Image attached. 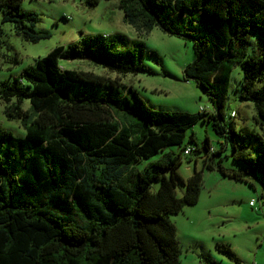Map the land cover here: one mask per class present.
<instances>
[{"label":"trees","instance_id":"obj_1","mask_svg":"<svg viewBox=\"0 0 264 264\" xmlns=\"http://www.w3.org/2000/svg\"><path fill=\"white\" fill-rule=\"evenodd\" d=\"M84 1L93 6L99 0ZM20 2L0 0L1 20L23 40L47 36L34 29L35 14L20 11ZM118 6L138 31L158 26L191 40L195 58L183 75L204 90L211 106L194 114L156 111L118 77L58 63L60 57L87 58L121 74L142 70L141 43L138 52L114 48L122 35H82L0 82L5 117L19 119L25 129L15 136L0 128V264H180L181 243L169 216L199 198L201 171L185 181L176 172L181 152L198 151L184 142L198 119L211 120L225 137L222 147L243 164L214 162L216 150L205 139V167L235 180L264 174V0H118ZM255 30V48L248 49ZM235 64L242 73L239 95L254 104L259 130L224 122ZM256 81L262 85L254 88ZM80 84L107 90L75 92ZM25 98L31 110L20 106ZM170 145L179 151H165ZM176 180L184 186L181 196ZM214 245L237 259L224 243ZM197 264L217 263L204 253Z\"/></svg>","mask_w":264,"mask_h":264},{"label":"rangeland","instance_id":"obj_2","mask_svg":"<svg viewBox=\"0 0 264 264\" xmlns=\"http://www.w3.org/2000/svg\"><path fill=\"white\" fill-rule=\"evenodd\" d=\"M20 11L35 14L34 29L47 36L36 42L23 40L12 28V23L1 20L0 14V82H11L23 67L32 65L36 58L44 56L49 50L66 45L82 35H122L114 44L118 50L135 49L142 44L141 62L144 66L138 72L121 74L110 70L91 59H67L60 57L58 63L64 68L81 69L114 79L126 87L137 90L146 106L156 111L187 112L194 114L200 106H211L204 90L194 80L185 78L183 68L195 58L192 42L188 37L170 34L154 26L148 31H138L123 19L118 0H99L89 6L84 0H21ZM259 32L249 34L248 49L255 48ZM15 59H17L15 61ZM242 73L238 64L232 67L224 104V122L232 123L238 130L246 126L259 130L254 122L255 108L249 100L240 97ZM262 85L256 81L254 88ZM91 88L80 84L75 92H98L107 90L103 86ZM15 98L10 103L15 102ZM6 102L0 99V128L15 136H23L25 129L19 119L5 117ZM20 106L31 110L28 99ZM235 115L230 117V112ZM193 141H188L189 135ZM216 150L213 161L221 160L227 168L243 165L230 156L229 146L222 147L225 137L217 134L211 120L198 119L185 131L184 142L198 151L189 155L180 153L177 174L185 181L193 170L202 173V187L199 200L182 208V213L195 220L184 222L182 214L169 217L176 226V236L181 243L180 264H197L198 255L203 250L217 264H264V174L253 172L245 174L244 180H235L221 175L218 171L204 166L203 142ZM249 142V140H248ZM165 151L178 152L179 146L170 145ZM158 157L154 155L145 162ZM239 165V166H240ZM160 180L151 183L155 191ZM177 196L184 192V186L176 180L174 186ZM253 200L254 204L249 205ZM180 211V212H181ZM215 242L224 243L237 256L231 258L215 247Z\"/></svg>","mask_w":264,"mask_h":264},{"label":"crops","instance_id":"obj_3","mask_svg":"<svg viewBox=\"0 0 264 264\" xmlns=\"http://www.w3.org/2000/svg\"><path fill=\"white\" fill-rule=\"evenodd\" d=\"M198 200H199V198H198ZM176 214H182L184 217H180V218L183 219L184 222H185V220H186V221H189V222H191L192 220H195L194 217H193V219H191L189 216H187V215H185L184 213H182V211H181V212H178V213H176ZM178 239H179V238H178ZM202 254H204L203 250H201V252L199 253V255H198V260H199V258H200V256H201Z\"/></svg>","mask_w":264,"mask_h":264},{"label":"built area","instance_id":"obj_4","mask_svg":"<svg viewBox=\"0 0 264 264\" xmlns=\"http://www.w3.org/2000/svg\"><path fill=\"white\" fill-rule=\"evenodd\" d=\"M200 109H202V107H200ZM234 115H235V112L234 111H231L230 112V116L233 117ZM189 151H190V148H188V147H186L184 149V153H188ZM252 204H254L253 200L249 201V205H252Z\"/></svg>","mask_w":264,"mask_h":264}]
</instances>
